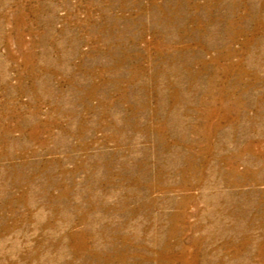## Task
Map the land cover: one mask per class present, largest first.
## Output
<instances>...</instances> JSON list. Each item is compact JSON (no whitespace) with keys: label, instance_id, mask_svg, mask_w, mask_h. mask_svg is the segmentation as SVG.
Masks as SVG:
<instances>
[{"label":"rangeland","instance_id":"obj_1","mask_svg":"<svg viewBox=\"0 0 264 264\" xmlns=\"http://www.w3.org/2000/svg\"><path fill=\"white\" fill-rule=\"evenodd\" d=\"M0 264H264V0H0Z\"/></svg>","mask_w":264,"mask_h":264}]
</instances>
